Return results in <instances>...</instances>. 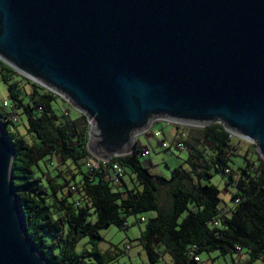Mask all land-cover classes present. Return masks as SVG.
Wrapping results in <instances>:
<instances>
[{
    "label": "water",
    "instance_id": "95a60500",
    "mask_svg": "<svg viewBox=\"0 0 264 264\" xmlns=\"http://www.w3.org/2000/svg\"><path fill=\"white\" fill-rule=\"evenodd\" d=\"M0 62L131 155L154 121L223 129L264 162V0H0ZM0 123V264H48L27 234Z\"/></svg>",
    "mask_w": 264,
    "mask_h": 264
},
{
    "label": "trees",
    "instance_id": "16d2710c",
    "mask_svg": "<svg viewBox=\"0 0 264 264\" xmlns=\"http://www.w3.org/2000/svg\"><path fill=\"white\" fill-rule=\"evenodd\" d=\"M0 75L15 109L25 116L27 132L32 136L28 145L20 136L11 134L9 126L13 125L10 119L14 113L0 106V123L13 149L11 179L15 195L21 204L29 240L48 264L109 263L112 258L108 253H77V241L81 237L100 239L102 229L111 225L125 228L127 218L145 212L156 214L141 234L150 264L158 258L154 245H162L174 264H197L190 252L197 256L212 251L237 255V248L248 257L241 264L264 260V167L258 163L250 168L253 161L246 160L248 164L238 167V171L232 170L230 157L238 156V149L221 126L211 125L202 130L203 139L211 145V157L204 160L189 154L186 163L190 170L174 169L168 180L151 175L147 166L141 164L138 152L114 158L124 175L128 172L134 181L132 187L120 191L107 170L88 172L84 168L85 160L91 157L86 146L89 127L84 116L72 118L65 113L60 118L51 106L56 95L21 77L20 80L31 84L29 103L24 104L19 98L18 82L11 81V76L17 74L0 62ZM135 145L137 148L138 141ZM53 159L58 161L56 175L42 184L34 170H39V163ZM210 166L231 181L236 179L237 191L232 200L238 203L228 216L219 213L217 187L201 184L203 177H212ZM71 184L76 186V192L69 190ZM64 188L69 195L79 194L80 201L59 199L57 194ZM164 188L170 189L168 211L159 201ZM91 214L96 216L94 222L89 220ZM215 221L217 227H213Z\"/></svg>",
    "mask_w": 264,
    "mask_h": 264
},
{
    "label": "rangeland",
    "instance_id": "374dc122",
    "mask_svg": "<svg viewBox=\"0 0 264 264\" xmlns=\"http://www.w3.org/2000/svg\"><path fill=\"white\" fill-rule=\"evenodd\" d=\"M20 79L21 76H18V74L11 76L12 82H18L19 98L24 104H27L29 103L28 94L31 91V84L23 82ZM56 97L57 98L51 106L57 116L61 118L62 115L68 113L70 117L76 118L78 115H81L68 102L59 96ZM3 102L10 105V108H6L4 111L9 113L13 112V116H16V121L12 123V126H9V132L20 136L26 144L31 145L32 136L27 132L26 118L20 110L15 109L7 91V84L3 82L0 75V106H2ZM180 128L181 126H176L165 121H156L151 132L144 136L140 135L135 137L136 141H138V145L146 146L148 148L147 155L144 157L139 156V159L142 165L147 166L148 172L151 175L159 176L168 180L174 169H179L180 172H187L190 170V166L186 163L190 154L189 152H191L189 148L177 151L174 147H171V149H165L159 144L161 140L166 144L173 143V133ZM188 128L189 127H183L185 130H188ZM154 133H159L160 138H153L152 134ZM194 136L195 134L192 135V137ZM193 141L194 140L191 139L189 143L197 146H202L203 144L201 143L200 138H198L197 143H194ZM232 143H234L238 149V156L230 157L229 167L232 170L238 171V167L248 164L246 160L253 161V164H250V168L255 167L258 163L264 167V162L259 158L253 144L245 142L239 138L232 139ZM202 147L207 149L208 146L205 143ZM209 152H206L205 150L201 152L204 160L210 158L209 154L212 155V152ZM257 160H259V162ZM38 167L39 170H34L35 177H39L42 180V184H45L46 180L54 178L56 175L55 169L58 167V161L53 159L51 162L46 161L45 163H39ZM211 172L212 177L210 179L203 177L201 184H210L217 187L220 192V202L218 205L219 213L228 216L229 213L234 210L232 194L237 191L236 179L234 178L235 180L231 181L226 174L215 172L213 167H211ZM78 181L79 177L76 178L75 182L78 183ZM124 183L129 187H132L134 184L133 177L128 172L123 176V181L122 183H119V187L124 186ZM119 190L122 191L121 188ZM57 197L59 199L66 197L67 201L71 203L80 201L79 194L75 193L69 195L67 188H64L62 193L57 194ZM159 201L165 211L170 209L171 196L169 188L160 190ZM155 216L156 214L154 212L132 215L126 219L127 226L125 228L111 225L102 229L99 232L100 239L81 237L76 243L75 250L77 253H92L93 255L97 252L108 253L112 259L107 264H150L147 253L144 249L141 234L145 230L147 221ZM184 216L185 215L182 217ZM89 220L90 222H94L96 216L91 214ZM153 250L158 255L157 260L153 264H174L171 256L165 251L162 245H154ZM199 257L200 264H235L237 262L236 254H220L218 251L203 253ZM209 258H212L213 260L209 261ZM247 259V255H243L240 264ZM251 264H264V260L260 258Z\"/></svg>",
    "mask_w": 264,
    "mask_h": 264
},
{
    "label": "built area",
    "instance_id": "2783aa9c",
    "mask_svg": "<svg viewBox=\"0 0 264 264\" xmlns=\"http://www.w3.org/2000/svg\"><path fill=\"white\" fill-rule=\"evenodd\" d=\"M2 108L3 109L10 108V105L6 102H3ZM10 120L12 123H14L16 121V116H12ZM155 122L156 121H154L152 123V125L149 127V129L147 131L143 132L140 135L144 136V135L148 134L149 132H151V130L154 127ZM173 125H176V124H173ZM213 125H219L222 127V125L220 123H217V122L214 123ZM176 126H181L180 129H183V127L195 128V129H199V130H203L206 128V127H191V126H182V125H176ZM226 133L228 135V139H230V140L235 139V138L238 139L236 136H234L228 132H226ZM140 135H138V136H140ZM152 137L156 138V139L160 138V134L154 133V134H152ZM173 139H174L173 143L166 144L163 140H161L159 142V144L162 148H165V149L166 148L171 149V147H174V149H176L177 151H182V150L186 149L189 138L184 131L179 132V134L176 137H174ZM135 141H136V139H135ZM134 152H138V156L144 157L148 153V148L146 146H141V145H138L136 148V145H135V151ZM84 168L88 172H94V171H97L99 169L107 170L109 173V176H110V180L112 181L113 185H115V186H118L119 183H121V180L123 179V175H124L123 168L116 161H113V159H111L109 162H103V161H100L96 158L90 157V158L85 160ZM226 172H228V171H226ZM69 190L71 192H76V186L74 184H71L69 186ZM237 203H238V201L235 200L234 205H236ZM76 205H78V204L76 203ZM123 225L126 226L127 223H124ZM217 226H218V221H215L213 223V227H217ZM236 251L238 252V254H237L238 257H237V262L235 264H239V262L242 261V259H243V253L241 252V250L239 248H237ZM190 255L193 257V261L195 263L200 264V257L199 256L194 255L192 252H190Z\"/></svg>",
    "mask_w": 264,
    "mask_h": 264
},
{
    "label": "crops",
    "instance_id": "0c3cea01",
    "mask_svg": "<svg viewBox=\"0 0 264 264\" xmlns=\"http://www.w3.org/2000/svg\"><path fill=\"white\" fill-rule=\"evenodd\" d=\"M182 130L186 133V135L189 138V141H188V144H187V147L186 148H189L191 150V152H189L191 156L192 155H196V156L202 158V153L201 152L203 150H205L206 152L207 151L208 152L209 151L211 152V145L208 144V143H206L205 140L203 139V137H202V130L195 129V128H188V130L178 129L177 131L175 130V132L173 133L174 134V137H176L179 134V132H181ZM193 134H195L194 137H192ZM198 138H200L201 143H203V144L206 143L207 144V146H208L207 149H205V148L202 147L203 144H202V146L201 145L200 146L199 145L197 146L195 144L189 143L191 141V139L194 140L193 141L194 143H197ZM209 157H211L210 154H209ZM118 187H119V185H118ZM120 188H121L122 191H125L126 189H129L130 187L126 183H124V186H121L118 189H120ZM211 260H213V259L212 258H209V261H211Z\"/></svg>",
    "mask_w": 264,
    "mask_h": 264
}]
</instances>
